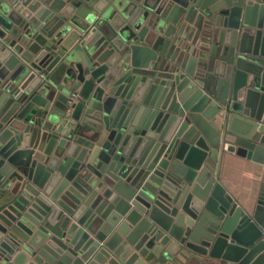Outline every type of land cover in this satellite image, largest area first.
Listing matches in <instances>:
<instances>
[{"label": "water", "instance_id": "1", "mask_svg": "<svg viewBox=\"0 0 264 264\" xmlns=\"http://www.w3.org/2000/svg\"><path fill=\"white\" fill-rule=\"evenodd\" d=\"M224 153L264 167V0H0V264H264Z\"/></svg>", "mask_w": 264, "mask_h": 264}, {"label": "crops", "instance_id": "2", "mask_svg": "<svg viewBox=\"0 0 264 264\" xmlns=\"http://www.w3.org/2000/svg\"><path fill=\"white\" fill-rule=\"evenodd\" d=\"M264 167L252 160L224 153L218 179L233 200L246 210H252L262 184ZM181 264H223L221 260L191 252Z\"/></svg>", "mask_w": 264, "mask_h": 264}]
</instances>
